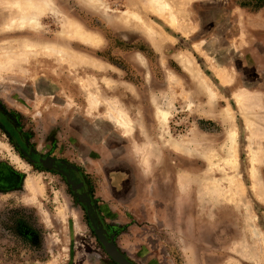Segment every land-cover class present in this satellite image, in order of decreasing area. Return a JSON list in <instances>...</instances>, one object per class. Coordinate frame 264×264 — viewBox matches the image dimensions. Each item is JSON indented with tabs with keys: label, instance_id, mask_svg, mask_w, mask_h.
Instances as JSON below:
<instances>
[{
	"label": "rangeland",
	"instance_id": "374dc122",
	"mask_svg": "<svg viewBox=\"0 0 264 264\" xmlns=\"http://www.w3.org/2000/svg\"><path fill=\"white\" fill-rule=\"evenodd\" d=\"M92 1L0 0V264H264V0Z\"/></svg>",
	"mask_w": 264,
	"mask_h": 264
},
{
	"label": "bare ground",
	"instance_id": "6f19581e",
	"mask_svg": "<svg viewBox=\"0 0 264 264\" xmlns=\"http://www.w3.org/2000/svg\"><path fill=\"white\" fill-rule=\"evenodd\" d=\"M26 1V8L27 9H24V8H20V6L19 5H17L16 7V9H17V11L14 9V12L16 11V16L14 17V18H10V19H14L15 21V25L18 27V28H20V29H22V28H24V27H27V26H30V27H33V28H37L38 26H39V17H40V15H41V13H42V11L45 9V8H47V9H53V6L51 5V3L49 2V0H37L36 1V3L34 4V3H32L30 0H25ZM33 1V0H32ZM89 2H93L92 0H88ZM95 1V0H94ZM96 2V1H95ZM25 4V3H24ZM97 4V3H96ZM152 4L153 5H158V4H160L159 5V7L161 6L162 7V9L163 8H165V5H163L161 2H160V0H152ZM90 5H92V4H90ZM158 7V8H159ZM152 10V9H151ZM159 10V9H158ZM54 13V12H53ZM157 13V12H156ZM166 13V12H165ZM170 13H171V11H170ZM154 14V13H153ZM162 15V14H161ZM169 15V17H170V14H167V16ZM173 15V14H172ZM42 16V15H41ZM165 16V15H164ZM166 20V19H165ZM169 20V23L168 24H170L171 22H170V19H168ZM174 20H176L175 18H174ZM173 24H174V22H172ZM171 23V24H172ZM172 24V25H173ZM14 27V26H13ZM75 30H76V28H75ZM82 32V31H81ZM80 32V30H79V32H78V29H77V31H76V36L78 37L77 39H80L82 42H86V43H93V42H95V40L93 39V36L92 35H90V34H88V33H81ZM184 60V59H183ZM187 64V63H186ZM191 64V63H190ZM189 66V65H188ZM218 69V68H217ZM220 72V71H219ZM226 77V76H225ZM228 84V83H227ZM208 92V91H207ZM211 93V92H210ZM241 95H243V94H241ZM247 95V94H246ZM210 98V97H209ZM236 98V100H237V97H235ZM242 98V97H241ZM244 99V98H243ZM247 99H248V97H247ZM243 103H244V101H243ZM158 119L162 122V123H165L166 122V119H167V116H168V113L166 112V111H161V110H159L158 111ZM118 124L117 125H119L121 128H123V129H128V125H127V123L125 122V120L121 117V116H119L118 117ZM235 134L233 133V132H231L230 134H229V138H228V143H229V145H228V147H227V149H226V156L223 158V165L226 167V166H228L229 167V169H231V170H233V171H235V169H236V167H237V157H236V141H235ZM249 148V147H248ZM250 150V149H249ZM248 150V151H249ZM247 151V152H248ZM251 154H253L252 152V149L249 151ZM248 152V153H249ZM249 153V154H250ZM255 158H257V157H255ZM252 159V158H251ZM256 160V159H255ZM252 161H254V158L252 159ZM251 163V162H250ZM252 164V163H251ZM254 164H256V163H254ZM253 165V164H252ZM253 166L251 167V172H253L254 170H253ZM253 174H254V172H253ZM251 177H252V173H251ZM254 178H255V176H254ZM253 178V179H254ZM252 181V180H251ZM255 183V182H254ZM229 184L236 190V194H237V190L239 189V185L238 184H236V183H234V178H230L229 179ZM256 188L254 187V190H255ZM256 191V193L255 194H257L258 195V198H260V199H262L263 200V198H262V195H261V193H262V191H257V190H255ZM232 196V195H231Z\"/></svg>",
	"mask_w": 264,
	"mask_h": 264
}]
</instances>
